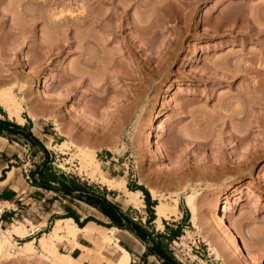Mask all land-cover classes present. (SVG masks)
I'll use <instances>...</instances> for the list:
<instances>
[{
    "label": "rangeland",
    "instance_id": "obj_1",
    "mask_svg": "<svg viewBox=\"0 0 264 264\" xmlns=\"http://www.w3.org/2000/svg\"><path fill=\"white\" fill-rule=\"evenodd\" d=\"M157 2L0 0V90L13 92L24 126L46 149L36 145L30 156L106 186L107 198L123 210L132 207L128 213L143 223V193L133 206L105 176H123L127 188L143 186L170 210L176 198L175 216L168 212L160 226L155 213L151 224L159 233L181 227L168 250L182 264H249L212 223L215 212L243 253L254 255L253 264H264V0ZM85 6L93 23H81ZM26 74L30 82L23 84ZM0 106V120L24 123ZM76 145L88 148L90 164L81 165ZM191 199L195 220L186 206ZM68 201L79 215L105 220L93 206ZM31 239L0 243V264H50L36 240L31 256L18 251ZM78 259L105 263L84 253Z\"/></svg>",
    "mask_w": 264,
    "mask_h": 264
},
{
    "label": "crops",
    "instance_id": "obj_2",
    "mask_svg": "<svg viewBox=\"0 0 264 264\" xmlns=\"http://www.w3.org/2000/svg\"><path fill=\"white\" fill-rule=\"evenodd\" d=\"M24 119L25 121L20 124L21 126L27 123L26 118ZM37 123L38 122H34L36 128L38 127ZM28 128L27 126L25 127L26 130L32 132V128ZM32 134L38 138L34 132H32ZM42 135L44 136L45 134L43 133ZM35 147L36 145H33L24 134L19 133L17 135H12L4 131L3 134L0 135V204L3 205V203H8V206H4L6 209L0 218V225L2 226L9 222H11V225L14 222L25 223L29 229L28 236H32L34 241L37 240L33 237L34 235L42 234L48 224L58 219H71L77 224L72 217H64L67 212H74L78 216L79 221H83L86 216H92L90 213L79 215L78 210L73 204L69 201L66 203L67 198L77 203H83L82 201H78L74 198L72 199L55 190L46 189L38 183L39 178L36 177V175H32L31 167L35 168V166L40 165L44 159H36L35 156H30L28 150H34ZM52 168L54 171L59 172L55 167ZM28 220L35 226L34 230H31L30 225L26 222ZM92 222L103 226L90 220L81 228ZM107 228L114 229L117 242L130 255V264H161L160 261L148 251L147 244L137 238L132 231L115 226ZM43 234H45V232ZM94 239L99 240V236L95 232L80 233L77 236L78 245L66 240L63 242H55V245L58 248V243H60L64 250L63 252L73 257H79L84 253L82 247H88L93 250L96 249L93 243ZM94 263H96L95 260L86 259L82 261L81 264Z\"/></svg>",
    "mask_w": 264,
    "mask_h": 264
},
{
    "label": "bare ground",
    "instance_id": "obj_3",
    "mask_svg": "<svg viewBox=\"0 0 264 264\" xmlns=\"http://www.w3.org/2000/svg\"><path fill=\"white\" fill-rule=\"evenodd\" d=\"M90 1V0H89ZM157 2V0H156ZM216 2V1H215ZM214 2V3H215ZM87 3V2H86ZM158 3V2H157ZM88 4V3H87ZM85 4V5H87ZM91 3H89L90 5ZM115 4V3H114ZM124 4V3H123ZM88 5V6H89ZM93 6V4H91ZM160 5V4H159ZM88 6L86 7L85 6V10L83 12V15L82 13H80L82 16L80 17V20H81V23L82 24H85L86 22L89 21V23H93V21L90 22L89 19H91L89 16V14H92V13H89V9ZM116 7V5H114ZM154 6L157 10V7L158 5H155L154 3ZM83 7V6H82ZM91 7V6H90ZM118 7V6H117ZM125 7V6H124ZM84 8V7H83ZM81 8V9H83ZM92 8V7H91ZM120 8V7H119ZM94 9V8H92ZM117 9V8H116ZM114 9V10H116ZM89 10V11H88ZM113 11H110V12H114ZM119 10V9H118ZM116 10V12L118 11ZM93 11V10H91ZM122 12V11H121ZM158 12V11H157ZM72 13V12H71ZM124 13V12H123ZM115 15V14H113ZM119 15V14H118ZM111 17V15H108ZM124 16V15H122ZM114 17V16H113ZM107 18V16L105 17ZM104 18V19H105ZM118 18V17H117ZM78 19V18H77ZM96 19V18H95ZM103 19V18H102ZM108 19H110L108 17ZM79 20V21H80ZM100 20V19H99ZM99 20H97V22H100ZM72 21V20H69V22ZM95 21V20H94ZM102 21V20H101ZM68 22V23H69ZM76 22V21H75ZM96 22V21H95ZM108 22V21H107ZM77 23V22H76ZM75 23V25H76ZM79 23V24H81ZM104 23V22H103ZM102 23V24H103ZM136 23V22H135ZM69 24H72L73 25V21L70 22ZM98 24H101L98 23ZM102 24L100 26H102ZM108 23L103 24L105 25L104 28H106L107 26H109V24L107 25ZM137 24V23H136ZM135 24V26H136ZM67 25V23H66ZM71 25V26H72ZM73 25V26H75ZM87 25V24H86ZM85 25V26H86ZM138 25V24H137ZM140 25V24H139ZM68 26V25H67ZM77 26H80L77 24ZM89 26V25H87ZM69 27V26H68ZM84 27V26H83ZM111 27V26H109ZM113 27H115V31L118 30L116 29V26L114 25ZM120 27V26H118ZM117 27V28H118ZM138 27V31L143 28L142 25L141 26H137ZM140 27V28H139ZM75 28V27H73ZM89 28V27H88ZM108 28V27H107ZM106 28V29H107ZM112 28V27H111ZM111 28L108 29V31H111ZM135 28V27H134ZM136 29V28H135ZM112 32V31H111ZM118 32V31H117ZM89 33V32H87ZM115 33V32H114ZM84 36V35H83ZM67 39V38H66ZM85 39V38H84ZM90 39L89 38H86L85 40H83L82 42H90L89 41ZM93 40V39H92ZM92 44V42H90ZM82 44V43H81ZM85 44V43H83ZM60 47V46H59ZM84 48V47H83ZM86 49V48H85ZM88 49V48H87ZM93 53V52H92ZM87 57V56H86ZM89 58V57H88ZM88 58H85L82 60V64L84 65H87L89 66L90 63H92V61ZM93 59V58H92ZM80 61V60H79ZM80 65V64H79ZM92 66V65H91ZM72 70V69H70ZM68 69V71H70ZM77 71V70H76ZM75 70L73 72H76ZM72 72V71H71ZM86 72V71H85ZM78 73V72H77ZM76 74V73H74ZM82 74V73H81ZM80 74V75H81ZM68 75L70 77H73L71 76V73ZM29 74L25 75L23 77V84H27L30 82V78H29ZM83 76V75H82ZM132 77V76H131ZM145 77V76H144ZM143 77V78H144ZM133 79H136L138 81H141L140 79H142L141 77H132ZM132 79V80H133ZM146 79V78H145ZM144 81V80H143ZM146 81V80H145ZM144 81V82H145ZM33 81H31L32 83ZM147 84V83H146ZM145 84V85H146ZM30 85V84H29ZM32 85V84H31ZM142 85V84H141ZM143 88V87H142ZM144 89V88H143ZM35 90V89H34ZM68 90L71 91L73 90L72 87H68ZM67 90V91H68ZM0 104L4 105L5 108L7 109V111L9 112V115L13 114L14 116H16V120H17V123H22L24 122V118L20 116L19 114V111H20V101H18V99L13 95V92L10 90V89H4V90H0ZM4 108V107H3ZM29 118L32 119L34 122H37L39 120L38 117H36L35 114L31 113L29 114ZM10 117V116H9ZM57 127L59 130L60 129V126L58 123H56ZM61 132V131H60ZM242 140V139H241ZM150 145V142L148 144V150L150 152H154L152 149H151V146ZM61 146L64 147H68V144L66 143V141H64ZM77 148V151H78V155L81 156V165H86V164H90L92 162V160L89 158V154L87 153L88 152V148L87 147H84V148H81V147H78L77 145L74 146ZM62 148V149H63ZM154 148V146H153ZM76 151V152H77ZM75 153V151H74ZM97 159V158H96ZM96 168H100V163L99 161H94L92 163ZM91 166V165H90ZM94 168V167H93ZM98 170V169H97ZM94 173V172H93ZM102 180V179H101ZM104 182L107 183V184H111L113 181L116 183V185L118 186V189H120V191L125 194L127 196V201L132 204L133 206H137L138 203L140 202V196L142 195V191L141 190H130L127 188L126 186V183H125V178L123 176H118V177H110V176H105L103 178ZM162 198V197H161ZM175 199V204H176V207L175 209L173 210H170L168 209L164 203L159 200L158 201V204H156V206L154 207L155 208V213L156 215L158 216L157 218V221L159 222V225L162 226V223H161V217L163 216H167L168 217V212L173 215L176 212V210L178 209V201L176 198ZM189 207V210L194 218V220L196 219V213H197V203L194 201V199H191L189 202H188V205H186ZM171 207V206H170ZM172 208V207H171ZM227 209V208H226ZM226 209L224 208V211H226ZM229 209V208H228ZM232 213V212H231ZM214 218H211L214 219V221L216 222V224H218V226H216L217 228L219 227L220 231H221V235L224 236L225 240L228 241L229 243H232L233 244V250H234V253L235 255H240V257H244L246 258L247 262L249 264H253L255 262V257L254 255H252L251 253H247V254H244L241 247L238 245V243L236 242V240L233 238V236L231 235V232L230 230L228 229V227L226 226V224L224 223V221L222 220V217L220 216L221 213L219 214L218 212H215L214 214ZM211 215V216H213ZM175 216V215H173ZM225 216V215H224ZM227 216V215H226ZM28 222V224L30 225V228L31 230H34L35 226L32 224L31 221H26ZM212 223H213V220H212ZM38 225V224H36ZM214 225V224H213ZM228 225V224H227ZM197 226V225H196ZM38 227V226H37ZM230 227V226H229ZM232 229V228H231ZM0 243H6V244H9V245H13V241H12V238H13V235H16L17 237L19 238H24L26 236H28V233H29V229L27 227V225L25 223H22V222H17L15 224H12L10 228L8 229H1L0 228ZM219 231V230H218ZM90 232H95L98 236H99V240H95L93 241V243L95 244L96 246V249L93 250L91 248H88V247H82L83 251H84V254L89 256V257H94L96 258L99 263L100 262H105L104 264H130V255L129 253L117 242V239L114 235V229H109L107 227H104V226H100V225H97L95 223H90L89 225L81 228L80 226H78L77 224H75L71 219H58L54 222L51 230L48 232V233H45V234H42L36 241L38 242L39 244V247H40V252H41V257L42 256H47L49 257L50 259L47 260L49 261L48 263L50 264H80V260L78 259V257H73L71 256L70 254H67L65 252H61L60 250H58L57 246L55 245V242H62V239L63 240H66L68 242H71V243H74L76 245H78V242H77V236L80 234V233H90ZM220 233V232H219ZM223 238V237H222ZM34 240L31 239V240H28V241H25L24 244H22L21 246L18 247V251H20L21 253L23 254H26L27 257L28 255L31 256V254L33 253L34 250ZM241 244V243H240ZM16 245V244H14ZM75 245V246H76ZM243 247V246H242ZM213 248V247H212ZM244 248V247H243ZM213 250V249H212ZM246 251V250H245ZM11 252V251H10ZM246 253V252H245ZM20 254V253H19ZM22 254V256H23ZM263 264V263H262Z\"/></svg>",
    "mask_w": 264,
    "mask_h": 264
},
{
    "label": "trees",
    "instance_id": "obj_4",
    "mask_svg": "<svg viewBox=\"0 0 264 264\" xmlns=\"http://www.w3.org/2000/svg\"><path fill=\"white\" fill-rule=\"evenodd\" d=\"M0 112L5 114L0 106ZM30 121V119L28 118ZM6 131L8 134L17 135L24 134L33 145L40 146L45 152V147L40 143L30 130H26L25 126H20L9 122L6 119L0 120V135ZM32 175L39 178L40 183L44 188L55 190L63 195H67L72 199L82 201L90 206L96 208L105 221L98 220L93 216H86L83 221H79L78 216L74 212H67L64 217H72L78 226L82 227L87 221L93 220L98 224L106 227L115 226L121 229H128L141 241L147 244L148 251L153 254L161 264H182L176 260L168 250V241L173 240L175 237L180 236L181 227L168 228L167 233H159L154 230L151 224L155 219L154 206L156 200H151L149 191L141 185L128 186L130 190H141L143 199L146 206V220L143 223L141 218L137 215L138 219L131 216L128 210L121 209L116 203L107 198L106 186L99 184H91L81 181L77 176L65 172H56L51 166V162L44 159L40 165L35 166L31 171ZM187 216V210H185ZM167 227V226H166Z\"/></svg>",
    "mask_w": 264,
    "mask_h": 264
},
{
    "label": "built area",
    "instance_id": "obj_5",
    "mask_svg": "<svg viewBox=\"0 0 264 264\" xmlns=\"http://www.w3.org/2000/svg\"><path fill=\"white\" fill-rule=\"evenodd\" d=\"M5 209H6V207L1 206V204H0V218H1V216H2V214H3Z\"/></svg>",
    "mask_w": 264,
    "mask_h": 264
}]
</instances>
